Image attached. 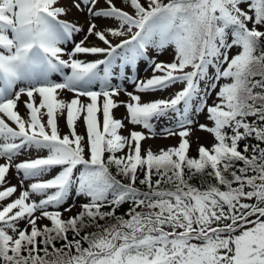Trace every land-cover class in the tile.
Returning a JSON list of instances; mask_svg holds the SVG:
<instances>
[{"label": "snow or ice", "instance_id": "6c2138e0", "mask_svg": "<svg viewBox=\"0 0 264 264\" xmlns=\"http://www.w3.org/2000/svg\"><path fill=\"white\" fill-rule=\"evenodd\" d=\"M118 2L0 0V264H264V0ZM142 58L151 76L113 84ZM196 129L214 143L190 156ZM12 169L34 182L5 205Z\"/></svg>", "mask_w": 264, "mask_h": 264}, {"label": "rangeland", "instance_id": "374dc122", "mask_svg": "<svg viewBox=\"0 0 264 264\" xmlns=\"http://www.w3.org/2000/svg\"><path fill=\"white\" fill-rule=\"evenodd\" d=\"M117 6H120L118 0H117ZM61 19H66V20H69V21H77L78 20L79 24L81 26H84V28L86 30L87 25L85 24V18L83 16V14L78 13L75 9H73L71 11V13L67 17H61ZM83 35H84V33L82 32V33L74 36L73 39L78 42L83 37ZM89 41L92 42V43H97L95 41V38H92V37L89 38ZM114 42H118V41L114 40ZM61 47L70 50L73 47V44L71 42H66L65 44H62ZM170 53H171V50L169 49V50L164 51V53L162 55H158L155 58L157 60H163V61H166V62H171V60L173 59V56ZM80 58L81 59H88V60L94 59V57H91V56L84 57L83 55H81ZM139 61L142 62V63H140V65L143 66V67L141 69V72L135 73V75L138 76L139 78H142V79L151 76V74H152L151 69H148L149 67L146 68L147 67L146 62L148 60L140 59ZM128 69L124 68L123 70H121V75L114 76V79H113L112 82H113V84H119L123 88H125L127 91L132 92V91H134L133 84L130 83L129 79H122V75L129 76V73H130V75L133 74L131 72V70H128ZM142 74H144V75H142ZM52 78L56 79L58 81L62 80V77H60L59 74L53 75ZM223 82L224 81H221V83H223ZM182 87H183V85L176 84V85H173L170 89H168L166 91H163V92L142 94V99L168 98L170 95L174 94V92L180 90ZM94 90H99V86L95 85L94 86ZM212 95H213V98H214L215 97V93H213ZM72 96H73L72 93H68V92L65 91V92L60 94L59 98L64 99V100H69V99L72 98ZM25 99H27V97L22 96L21 97V102L18 105V110L20 111V114L22 116L26 115V111H25L23 103H22L23 100H25ZM116 99L120 100V101H125V100L128 99V97L125 94L121 93V95L119 97H117ZM208 103L211 104L212 100L209 99ZM113 114H114L115 118H117V119H124V117H126V115H127V112H126V109L123 106H120L117 109L113 110ZM198 119H199L200 123H209V126H211L210 122L205 120V117H204L203 114H201ZM124 122H125V124H128L127 120H124ZM59 124H60L61 134L62 135L66 134L69 130L65 126V122H64L63 118H60ZM162 124H163V122H161L160 124H157L156 127H157V131L158 132H159ZM133 127L134 126L128 124V129H132ZM135 130L144 131L145 135H148L147 131L142 129V127H140V126H135ZM77 132L79 134H83L84 133V126H83L82 121H79L77 123ZM121 133L127 135V131L126 130H121ZM190 141H191V149H190L189 154L195 155V154H197V148H198L199 144H203L205 147H210L214 143V138H213V136L210 133H207L206 131H202V130L196 129V130L193 131V134L190 137ZM178 143H179V137L178 136L169 137L167 139H164L161 136H157L155 138H150V139H146V140L142 141V148L143 149L151 148L153 152H157L159 149H162V148L166 149V148L171 147V146H177ZM29 155L34 158L37 154L33 152V153L26 154V155H21V156L17 157V161L16 162H19V161H21L23 159L28 158ZM41 155H42V153H41ZM3 162H4V160L0 159V163H3ZM53 174L54 173H49L48 175L42 177V179H49V178H51V176ZM7 180L10 182L11 185H15L17 187V192L13 195V197L8 198V199H6L5 201L2 202V204H5V205L7 203L11 202V200H13L15 198H18L19 193L24 188H27L30 185V183L34 182L32 180H26V181H24L23 188H22L21 187V183H20V178H19L18 174H16L14 169L10 170V172H9V174L7 176ZM34 198L38 199L39 197H34ZM71 202L72 201L70 200L69 203H71ZM82 202H84L82 199H77L76 200L77 208L73 210V213L78 211L79 205ZM66 206L67 205H65V207ZM49 210H53V209L50 208ZM60 210L63 211L62 208ZM65 215H67V214H65ZM42 222L43 223H49L48 221H42ZM20 226L23 227V222H21Z\"/></svg>", "mask_w": 264, "mask_h": 264}, {"label": "trees", "instance_id": "16d2710c", "mask_svg": "<svg viewBox=\"0 0 264 264\" xmlns=\"http://www.w3.org/2000/svg\"><path fill=\"white\" fill-rule=\"evenodd\" d=\"M252 142H254V141H252ZM242 144H243V142H242ZM189 155H190V156H196V154H195V155H193V154H192V155H191V154H189ZM118 178H119V177H118ZM125 207H126V206H125Z\"/></svg>", "mask_w": 264, "mask_h": 264}, {"label": "bare ground", "instance_id": "6f19581e", "mask_svg": "<svg viewBox=\"0 0 264 264\" xmlns=\"http://www.w3.org/2000/svg\"><path fill=\"white\" fill-rule=\"evenodd\" d=\"M142 75H144V74H142Z\"/></svg>", "mask_w": 264, "mask_h": 264}]
</instances>
